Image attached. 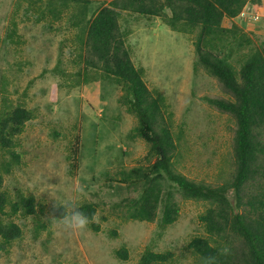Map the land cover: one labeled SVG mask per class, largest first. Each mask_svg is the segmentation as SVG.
<instances>
[{"label":"rangeland","instance_id":"rangeland-1","mask_svg":"<svg viewBox=\"0 0 264 264\" xmlns=\"http://www.w3.org/2000/svg\"><path fill=\"white\" fill-rule=\"evenodd\" d=\"M110 1L96 0L92 9ZM28 3L0 0V107L20 104L34 113L16 138L21 163L5 174L4 190L12 199L32 195L36 213L11 217L23 236L7 252L0 250V264H138L148 249L172 251L170 264H195L187 244L197 234L207 235L199 217L208 202L185 199L170 182L179 206L174 224L161 225L162 205L154 222L124 219L126 200L138 193L120 181L121 170L148 167L156 158L148 156L146 141L133 136L137 117L122 104L125 93L114 79L90 68L88 82L70 87L72 77L83 81L85 68L81 51H74L76 31L64 21L48 28ZM240 24L253 46H260L264 16ZM120 28L148 88L165 97L161 124L173 137V172L215 186L231 181L236 123L206 99L232 95L202 67L194 69L197 31L175 32L160 18L131 13L122 14ZM228 196L234 198L232 191ZM65 201L97 204L99 231L91 225L82 231L65 229L57 205ZM123 249L127 260L118 256Z\"/></svg>","mask_w":264,"mask_h":264},{"label":"trees","instance_id":"trees-1","mask_svg":"<svg viewBox=\"0 0 264 264\" xmlns=\"http://www.w3.org/2000/svg\"><path fill=\"white\" fill-rule=\"evenodd\" d=\"M27 1L28 8L38 13L37 21H48V28L64 21L62 25L68 24L76 31L78 43L73 44L74 51H81L78 56L84 59L85 68L83 81L72 77L70 87L88 82L90 68L114 79L125 93L122 104L137 117L133 136L146 141L150 145L148 156L156 158L148 167L121 170L120 181L138 193L136 198L126 200L124 219L154 222L162 205L161 225L174 224L179 206L169 189L173 182L185 199L209 204L199 217L207 235L197 234L187 244L195 264H264V41L254 47L253 40L238 25L241 14L254 10L261 0H111L95 11L92 5L96 0ZM123 13L160 18L179 33L197 31L193 41L194 69L202 67L232 95L228 100L206 99L236 123L235 173L231 181L216 186L197 183L171 169L170 154L175 145L170 131L161 124L163 110L168 106L159 91L151 92L143 70L131 58L120 28ZM59 29L61 26H57ZM76 75L81 77V71ZM33 118L34 113L23 105L14 107L5 102L0 107L1 251L7 252L23 236V229L11 217L36 213L32 195L12 199L4 190L5 174L21 163L15 150L16 138ZM231 191L232 200L228 196ZM97 206L91 202L78 205L89 216V225L95 231L100 228L94 222ZM62 213L60 207L58 216ZM118 256L127 260V250L118 251ZM173 260L172 251L148 249L138 264H170Z\"/></svg>","mask_w":264,"mask_h":264},{"label":"clouds","instance_id":"clouds-1","mask_svg":"<svg viewBox=\"0 0 264 264\" xmlns=\"http://www.w3.org/2000/svg\"><path fill=\"white\" fill-rule=\"evenodd\" d=\"M261 16L262 15L258 13L256 8L254 10H245L241 14V21L245 22L248 25L254 21L259 20V18L261 19ZM57 205L62 206L63 208V213L61 216H59V222L63 225L65 229L71 231H82L88 227L90 218L87 214L80 210L78 205L70 201L57 203Z\"/></svg>","mask_w":264,"mask_h":264},{"label":"crops","instance_id":"crops-1","mask_svg":"<svg viewBox=\"0 0 264 264\" xmlns=\"http://www.w3.org/2000/svg\"><path fill=\"white\" fill-rule=\"evenodd\" d=\"M259 6H260V8H261V13H259ZM256 9H257V11H258V13L259 14H261L262 16H264V0H262L261 1V4L260 5H258L257 7H256ZM261 24V23H260ZM249 25V24H248ZM254 26V25H253Z\"/></svg>","mask_w":264,"mask_h":264}]
</instances>
